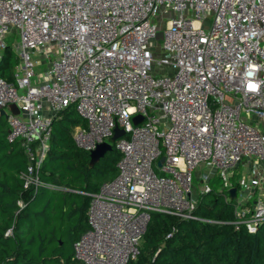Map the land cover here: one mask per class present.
<instances>
[{"label":"built area","instance_id":"1","mask_svg":"<svg viewBox=\"0 0 264 264\" xmlns=\"http://www.w3.org/2000/svg\"><path fill=\"white\" fill-rule=\"evenodd\" d=\"M14 35L18 63L13 80L0 76V108L6 138L19 139L28 157L25 187L39 185L53 117L69 104L85 122L72 131L79 148L90 151L110 141L116 126L124 130L112 142L117 174L89 194L88 228L73 244L74 259L135 260L154 212L204 220L194 214L197 199L215 177L228 195L236 188L234 228L257 230L264 220V0H0V58ZM240 165L250 172L236 182ZM199 168L202 189L193 197Z\"/></svg>","mask_w":264,"mask_h":264},{"label":"trees","instance_id":"2","mask_svg":"<svg viewBox=\"0 0 264 264\" xmlns=\"http://www.w3.org/2000/svg\"><path fill=\"white\" fill-rule=\"evenodd\" d=\"M12 57L17 64L8 46L0 58V76L7 80L14 78ZM84 123L73 103L55 114L36 169L39 185L25 187L27 154L19 139L6 138L7 120L0 115V264H82L73 257V244L88 228L89 194L115 177L120 158L112 143L90 166L89 151L72 136ZM235 205L226 189L211 183L194 211L204 220L152 213L139 254L127 264H264V220L254 233L236 230Z\"/></svg>","mask_w":264,"mask_h":264},{"label":"rangeland","instance_id":"3","mask_svg":"<svg viewBox=\"0 0 264 264\" xmlns=\"http://www.w3.org/2000/svg\"><path fill=\"white\" fill-rule=\"evenodd\" d=\"M210 21H211V14L210 15H208V16H206L205 18H204V20H203V24H204V26L207 28V27H209L210 26ZM6 39H7V41H8V43H9V45H10V47L15 51V47H14V42H15V40H16V35H14V36H11V37H6ZM157 40V42H158V44H157V46H160V43L162 42V39L161 38H158V39H156ZM155 56H157V57H160V52H159V49H157L156 50V52H155ZM14 57V56H13ZM12 57V59H11V63H12V65L15 67L16 66V64H14V58ZM36 57H39L40 58V56H37L36 55ZM43 64H39L38 65V67L37 68H43ZM247 119H253L254 118V114H245L244 115ZM200 170H201V168H199V169H197L196 171H195V173H194V178H193V184H192V196L193 197H195L196 195H197V193L202 189V183H200ZM248 171H249V168H245V166H243V165H240V166H238V169H237V171H236V175H235V181L237 182L238 180H239V178L241 177V175L243 174V175H246L247 173H248ZM250 172V171H249ZM216 181V182H215ZM211 183H215V188L216 189H220L221 188V186H222V182L220 181V180H218L216 177L215 178H213L211 181H210V184ZM242 193H244V191L242 192ZM241 193V194H242ZM236 194H237V192H235V196H236ZM239 194V193H238ZM240 195V194H239ZM244 195H245V193L244 194H242V197H243V200L245 199V197H244ZM229 196H230V193H229ZM238 196V195H237Z\"/></svg>","mask_w":264,"mask_h":264},{"label":"water","instance_id":"4","mask_svg":"<svg viewBox=\"0 0 264 264\" xmlns=\"http://www.w3.org/2000/svg\"><path fill=\"white\" fill-rule=\"evenodd\" d=\"M157 37H161L162 35V31L159 30L157 32ZM8 108L11 110V112L17 114L19 113V108L17 107V105L15 103H9L8 104ZM6 111L4 108H0V115H3L6 117ZM141 119V116L139 114L135 115L133 117V120L135 122L139 121ZM124 133V130L118 126H116L114 128V134L111 136L110 141H103L98 143L95 148L91 149L89 151V165L93 166L94 164H96L100 158L109 150H111L113 148L112 146V142L119 137L120 135H122ZM235 192H236V188H232L230 189L229 193H230V197L234 198L235 197Z\"/></svg>","mask_w":264,"mask_h":264},{"label":"snow or ice","instance_id":"5","mask_svg":"<svg viewBox=\"0 0 264 264\" xmlns=\"http://www.w3.org/2000/svg\"><path fill=\"white\" fill-rule=\"evenodd\" d=\"M250 87H252V88H255V87H256V85L252 84V85H250Z\"/></svg>","mask_w":264,"mask_h":264},{"label":"clouds","instance_id":"6","mask_svg":"<svg viewBox=\"0 0 264 264\" xmlns=\"http://www.w3.org/2000/svg\"><path fill=\"white\" fill-rule=\"evenodd\" d=\"M250 85H252V84H249L248 87H249V88H252V87H250Z\"/></svg>","mask_w":264,"mask_h":264}]
</instances>
